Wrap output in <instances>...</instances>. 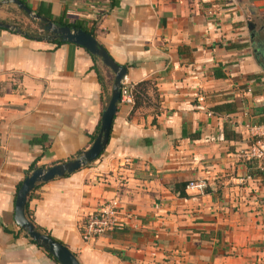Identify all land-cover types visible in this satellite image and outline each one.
I'll return each mask as SVG.
<instances>
[{"label":"crops","instance_id":"1","mask_svg":"<svg viewBox=\"0 0 264 264\" xmlns=\"http://www.w3.org/2000/svg\"><path fill=\"white\" fill-rule=\"evenodd\" d=\"M28 3L94 23L126 83H148L118 103L96 161L35 190L36 225L80 264H264V165L241 157L264 123V39L252 37L264 34V0ZM93 64L80 46L0 28V264H58L15 224V198L35 159L53 166L93 142L113 81L97 62L105 102ZM199 180L203 194L185 189ZM111 200L125 226L82 241L85 219Z\"/></svg>","mask_w":264,"mask_h":264},{"label":"water","instance_id":"2","mask_svg":"<svg viewBox=\"0 0 264 264\" xmlns=\"http://www.w3.org/2000/svg\"><path fill=\"white\" fill-rule=\"evenodd\" d=\"M5 5H15L32 20L44 23V30L52 34L51 39H61L65 43L74 44L85 49L89 54L99 59L100 63L113 74L110 99L101 115L100 127L91 146L82 151L72 160L58 163L48 168H39L25 177L17 190L14 204V222L26 235L39 247L49 253L59 264H80L75 255L63 244L55 241L47 234L40 233L28 220L25 214L26 205L30 192L38 184L49 182L55 178L72 174L86 165L93 163L105 150L112 123L117 112V105L120 102L121 83L126 77L127 70L116 64L108 55L106 50L98 43L96 38L81 29H72L68 26H59L48 20L46 17L38 16L32 9L28 8L19 0H0V7ZM0 28L7 31L24 35L22 30L16 26H11L0 22ZM248 29L252 31L254 25L249 23ZM264 58V57H263Z\"/></svg>","mask_w":264,"mask_h":264},{"label":"built area","instance_id":"3","mask_svg":"<svg viewBox=\"0 0 264 264\" xmlns=\"http://www.w3.org/2000/svg\"><path fill=\"white\" fill-rule=\"evenodd\" d=\"M135 87L126 83L125 78L121 83L120 102L130 104L133 101V91ZM202 102L203 98H199ZM259 140L241 154L247 160H257L264 165V125L255 128ZM207 184L204 180L189 181L185 189L191 193L203 194ZM121 207L116 200H111L103 205L99 211L89 215L83 222L80 229L82 241L89 242L97 239L109 232L120 230L125 226V222L120 217Z\"/></svg>","mask_w":264,"mask_h":264},{"label":"trees","instance_id":"4","mask_svg":"<svg viewBox=\"0 0 264 264\" xmlns=\"http://www.w3.org/2000/svg\"><path fill=\"white\" fill-rule=\"evenodd\" d=\"M21 1L24 5H26L28 8H30L29 6V0H19ZM115 4L112 3V6H114ZM31 9V8H30ZM22 12V11H21ZM38 16H43V17H46L48 20L52 21L53 23H55L56 25H59V26H68L72 29H81V30H84L86 31L87 33L91 34L94 38H95V33H94V23L92 24L91 27H87L86 26V23H84L83 21H75L73 23H70L64 15H61L59 17H54L52 14H51V11H50V8L48 6H45L43 4H40L37 9L34 11ZM23 14H25L23 12ZM26 15V14H25ZM27 16V15H26ZM29 17V16H27ZM30 18V17H29ZM31 19V18H30ZM32 22H35L37 23L38 27L36 30L34 31H22L24 33V36L25 38L27 39H30V40H35V41H49V42H52V43H55L56 45H61V44H65V42H63L61 39L59 38H56L54 40L51 39V36L52 34L50 32H47L44 30V23L41 22V21H37V20H32ZM1 23H4V22H1ZM6 24V23H5ZM14 34H18L16 32H13ZM102 46V45H101ZM103 47V46H102ZM90 56L92 57L93 59V66H92V70H94V72L96 73L97 75V79H98V83L100 85V88H101V94H102V99H103V96H106L105 98V102H107L108 100V87L105 83V80H104V77L102 76V73L100 72L99 68L97 67L96 63L99 62V59L95 58L94 56H92L90 54ZM121 67H124L125 66H121ZM148 84L147 82H143V83H140L138 84L134 91H133V98L134 100H137L138 96H139V93L144 89V86ZM108 104V103H107ZM107 104L105 105L104 109L106 108ZM264 125V123H263ZM95 135L92 137L91 140H94L95 139ZM37 142H40V141H37ZM81 152H78L77 155H79ZM37 162H38V159H35L32 164L29 166L28 170L26 171L25 173V177H27L30 173H32L34 170L36 169H39V168H48V166H38L37 165ZM247 163H249V165H257L258 166V163H260L259 161L257 160H247ZM261 164V163H260ZM52 166V165H51ZM50 167V166H49ZM262 171L260 172H257V173H261V175H264V166L262 167ZM67 176V175H66ZM21 185V184H20ZM20 185L18 186V189L20 187ZM42 184H38L35 189L30 192L29 194V197H28V201L31 199V197L34 195V192L35 190ZM25 214H26V217L28 218V220L35 226L36 230L39 231L40 233H43V234H47L48 236H50L48 233H46L44 230H42L39 226L36 225V223L34 222L33 218L31 217V214L28 210V202H27V205H26V210H25ZM4 230H6V228H4ZM21 232H23L21 229H20ZM24 233V232H23ZM25 234V233H24ZM26 235V234H25ZM27 236V235H26ZM28 237V236H27ZM51 237V236H50ZM29 238V237H28ZM52 238V237H51ZM30 239V238H29ZM54 239V238H53ZM55 240V239H54ZM30 241L32 243H34L35 245H37L33 240L30 239ZM57 241V240H55ZM58 242V241H57ZM60 243V242H59ZM62 244V243H61ZM38 246V245H37ZM39 247V246H38ZM41 248V247H39ZM43 250V249H42ZM45 251V250H44ZM46 252V251H45ZM47 253V252H46ZM49 257H51L54 261H56L49 253H47ZM57 262V261H56ZM59 264V263H58Z\"/></svg>","mask_w":264,"mask_h":264},{"label":"rangeland","instance_id":"5","mask_svg":"<svg viewBox=\"0 0 264 264\" xmlns=\"http://www.w3.org/2000/svg\"><path fill=\"white\" fill-rule=\"evenodd\" d=\"M0 22H4L11 26H16L22 31H34L38 27L37 23L32 22L31 19L23 14V12H21L15 5H5L0 7ZM91 144L92 142H90L89 147ZM47 166L49 167L51 165Z\"/></svg>","mask_w":264,"mask_h":264},{"label":"flooded vegetation","instance_id":"6","mask_svg":"<svg viewBox=\"0 0 264 264\" xmlns=\"http://www.w3.org/2000/svg\"><path fill=\"white\" fill-rule=\"evenodd\" d=\"M255 36H258V37H261V38L264 39V34L261 35L260 33H258V34L253 33V34H252V37H255ZM259 53H260V52L257 50V52H256L257 56H258V57L264 62L262 56H261Z\"/></svg>","mask_w":264,"mask_h":264}]
</instances>
